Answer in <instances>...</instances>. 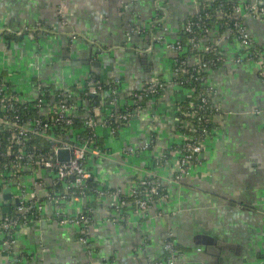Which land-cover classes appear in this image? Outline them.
<instances>
[{
  "label": "crops",
  "instance_id": "obj_1",
  "mask_svg": "<svg viewBox=\"0 0 264 264\" xmlns=\"http://www.w3.org/2000/svg\"><path fill=\"white\" fill-rule=\"evenodd\" d=\"M202 1L207 0H0V72L24 97L32 96L36 80L75 87L94 76L121 80L124 99L153 77L170 79L174 53L168 43L180 36ZM245 21L264 50V18ZM135 25L146 34L129 38ZM8 28L23 33L6 35ZM221 46L227 62L206 76L221 112L200 161L169 186L167 201L145 215L127 205L123 219L111 200L92 194L68 204L69 213L94 207L91 252L79 240V228L60 224L48 204L41 220L19 228L12 248L1 247L0 264H153L164 255L168 234L182 252L176 264H259L264 252V87L256 63L236 64L233 45L223 41ZM191 95L189 88L168 84L116 136L99 129L108 155L90 162L92 181L128 191L170 147L175 151L169 162L175 165L181 142L178 103ZM145 142L151 146L140 151ZM11 201L17 198L0 191L4 209Z\"/></svg>",
  "mask_w": 264,
  "mask_h": 264
},
{
  "label": "built area",
  "instance_id": "obj_2",
  "mask_svg": "<svg viewBox=\"0 0 264 264\" xmlns=\"http://www.w3.org/2000/svg\"><path fill=\"white\" fill-rule=\"evenodd\" d=\"M215 1L200 2L197 11L186 20L182 28L185 41L179 36L168 43L174 53L170 79L153 77L124 99L121 80L94 76L75 87L55 88L36 80L32 96L24 97L10 78L0 72V191L10 194L11 199L17 198L5 209L0 205V252L3 245L13 247L19 228L41 220L48 204L60 224L79 228V240L91 252L88 233L94 207L89 204L69 213L65 210L68 204L92 194L94 199L111 200L123 219L127 205L145 215L169 199V186L179 183L190 167L200 161L221 112L214 99V86L206 80L195 95V83L227 62L223 41L235 48L236 64H257L264 87V50L254 41L245 21L247 17L264 18V0L231 4L217 1L213 10ZM120 2L125 4L126 0ZM13 33L20 36L23 32L11 28L6 31V35ZM135 34H146V30L135 25L127 35L130 38ZM168 84L192 90L190 98L178 103L181 142L176 150V164L171 166L169 162L175 151L170 147L155 158L153 169L128 191L102 184L90 186V162L108 155L98 130L107 129L111 136H116L122 125L139 115L144 102L160 95ZM150 146L151 142H145L140 151ZM60 149L70 150V161L58 160ZM163 251L164 255L153 264H176L182 256L172 234L167 235ZM100 264L110 263L106 260ZM259 264H264V252Z\"/></svg>",
  "mask_w": 264,
  "mask_h": 264
},
{
  "label": "trees",
  "instance_id": "obj_3",
  "mask_svg": "<svg viewBox=\"0 0 264 264\" xmlns=\"http://www.w3.org/2000/svg\"><path fill=\"white\" fill-rule=\"evenodd\" d=\"M217 1H223V2H225V3H229V1H226V0H216L215 3H214V6H213V10H214V9L216 8V6L218 5V2H217ZM229 4H231V2H230ZM227 8L229 9V6H228V5H227ZM180 38H181L183 41L186 40V34H185L183 31L180 32ZM208 73H209V72L205 73L204 79H202L201 81L199 80L198 82L195 83V84H196V92H195V95H197V93H198L199 89L201 88L202 84H204V83L206 82V80H207L206 76H207ZM103 98H104V97H103ZM104 99L106 100L107 98H104ZM106 105H107V104L104 102V103H103V106H104V107H107ZM213 127H214V126H213ZM89 184H90V186H95V185H96L93 181H90ZM177 247H178V246H177Z\"/></svg>",
  "mask_w": 264,
  "mask_h": 264
},
{
  "label": "water",
  "instance_id": "obj_4",
  "mask_svg": "<svg viewBox=\"0 0 264 264\" xmlns=\"http://www.w3.org/2000/svg\"><path fill=\"white\" fill-rule=\"evenodd\" d=\"M97 65H99L97 63ZM71 155H70V150L68 149H60L58 151V160L59 161H70ZM6 198H9V195L5 196ZM200 250H203L202 247H199Z\"/></svg>",
  "mask_w": 264,
  "mask_h": 264
},
{
  "label": "rangeland",
  "instance_id": "obj_5",
  "mask_svg": "<svg viewBox=\"0 0 264 264\" xmlns=\"http://www.w3.org/2000/svg\"><path fill=\"white\" fill-rule=\"evenodd\" d=\"M2 201V200H1Z\"/></svg>",
  "mask_w": 264,
  "mask_h": 264
}]
</instances>
